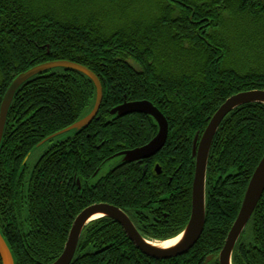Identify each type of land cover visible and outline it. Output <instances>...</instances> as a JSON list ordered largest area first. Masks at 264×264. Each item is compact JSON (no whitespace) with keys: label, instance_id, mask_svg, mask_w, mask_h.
<instances>
[{"label":"trees","instance_id":"1","mask_svg":"<svg viewBox=\"0 0 264 264\" xmlns=\"http://www.w3.org/2000/svg\"><path fill=\"white\" fill-rule=\"evenodd\" d=\"M56 61L91 71L103 100L87 129L57 141L29 171L24 161L38 145L91 111L95 88L77 72L56 69L14 97L0 154V232L15 264H52L82 210L100 203L123 208L134 200L125 182L132 170L116 155L145 144L157 125L142 114L110 116L125 102L147 101L167 120L163 156L176 154L173 163L182 167L176 180L187 220L195 136L227 99L264 90V0H0V105L18 75ZM263 155L264 106L226 116L208 158L203 234L186 256L156 264H204L210 255V264H218L226 236L216 229L228 233ZM111 161L109 174L95 177ZM248 225L250 237L236 244L232 264H264V193ZM90 230L79 249L97 242L87 237ZM118 262L76 252L71 264Z\"/></svg>","mask_w":264,"mask_h":264},{"label":"water","instance_id":"2","mask_svg":"<svg viewBox=\"0 0 264 264\" xmlns=\"http://www.w3.org/2000/svg\"><path fill=\"white\" fill-rule=\"evenodd\" d=\"M56 69L74 71L90 80L95 88V102L91 111L84 117L66 129L52 135L40 145L47 141L50 142L62 135H66L65 138L76 135L87 129L97 118L103 100V92L100 81L91 71L79 64L69 61L48 62L35 66L18 75L9 85L3 96L0 105V154L7 117L14 97L24 85L28 84L34 78ZM255 104L264 106V90L241 92L230 97L212 116L202 135L199 136V134H197L195 136L192 144V158L195 161V170L191 187V214L184 231L181 233L174 245L164 248L145 242L142 238H140L128 217L121 210L107 204H96L86 208L76 217L70 229L63 252L52 264H71L83 229L91 221L102 217L111 219L118 223L123 228L124 232L134 246L144 255L152 259L170 260L186 254L197 243L204 228L206 216V172L214 136L217 133L222 121L231 112L240 107ZM109 114L110 116L117 118H122L132 114L146 115L151 117L158 127V132L155 138H153L146 146L117 154L116 157H121V164L126 165L132 162L148 159L163 148L168 135V123L160 111L151 103L147 101L125 102L122 105L113 108ZM26 160L27 158L24 163H26ZM98 172L99 171L96 172L95 176ZM263 193L264 155L256 166L248 182L237 217L232 224L223 248L219 253V264H232V256L238 238L252 218ZM0 260L1 264H15L12 252L1 232ZM208 260H210V258H208Z\"/></svg>","mask_w":264,"mask_h":264},{"label":"flooded vegetation","instance_id":"3","mask_svg":"<svg viewBox=\"0 0 264 264\" xmlns=\"http://www.w3.org/2000/svg\"><path fill=\"white\" fill-rule=\"evenodd\" d=\"M157 132H158V127H157ZM157 132L153 135V137L151 136L145 142V144H141L136 148H141L143 146H146L153 138H155ZM168 134H169V126H168ZM167 139H168V135H167ZM167 139L163 148L154 156L148 159H144L142 161L132 162L126 165V167L124 168L126 171L132 170V172L126 173V180H125V182H127L130 185L131 188L130 194H133L134 196V200L132 202L130 203L126 202L127 204H125L123 208L112 205L110 203H100V204H107L121 210L128 217V219L130 220L131 224L133 225L134 229L136 230L140 238H142L145 242L151 245L161 244L179 238L181 233L184 231L191 214V201H190L188 218L186 221L182 220V216L185 214V211L183 212V214L180 211L181 204L179 202L178 196L184 190L179 184L180 181L176 180L180 177L182 167L181 165H177V164L175 165V163H173L174 161H176V157H177L176 154L169 155L166 159L163 156V151L167 144ZM176 143L173 144L174 151H178V146L175 145ZM170 144L171 143H168V147ZM136 148L129 150H134ZM191 157H192V149H191ZM114 164L111 166L109 172L113 168ZM109 172L107 174H109ZM98 175L99 172L95 177H97ZM105 176H102V178ZM114 179L115 178L112 179V182L114 181ZM95 180L94 182H91V184H95L96 182L99 181V180L96 181ZM84 186H85L84 183H80V181L76 182V188L79 192H83ZM206 199H207V191H206ZM206 217H207V210H206L204 227L206 225ZM89 230L90 232L87 237H93V239H96L97 242L95 243L94 246L88 244L89 247H86L82 250L79 249L77 246L76 252H78V255H81L83 257L95 258L100 261H107V260L109 261V259L112 260L117 258L119 264H121V262L124 261L125 263L128 264H156V262L160 261L157 259H152L144 255L140 250H138L131 242V240L128 238L123 228L118 223L114 222L111 219L102 217L91 221L83 229L80 239L83 236V234L86 235ZM244 230L242 231L236 244H238L240 241L242 242L244 241L242 238ZM216 233L218 235L223 234L226 236V238L228 235V233H224L223 230L220 229V227L216 229ZM202 234L203 231L200 237L202 236ZM85 242H87V240ZM124 245H132V248H130L129 251L119 250L122 249ZM193 248H191L190 250H192ZM189 251L186 254L182 256H178L174 259L186 256L189 253ZM208 258H210V260H208ZM212 261H213V256L210 255L205 259L204 264H210Z\"/></svg>","mask_w":264,"mask_h":264},{"label":"rangeland","instance_id":"4","mask_svg":"<svg viewBox=\"0 0 264 264\" xmlns=\"http://www.w3.org/2000/svg\"><path fill=\"white\" fill-rule=\"evenodd\" d=\"M66 137V135H62V136H59L58 138H55V139H53L52 141H50V142H45V143H43L42 145H40V146H37L29 155H28V157H27V160H26V162H27V167H28V170L30 171L33 167H34V165H35V163L38 161V159L49 149V148H51L52 146H53V144H55L57 141H59V140H62V139H64ZM115 163V161H111V162H109L108 164H106L101 170H100V172H99V175H98V177L97 178H100V177H102V176H105L108 172H109V170H110V168H111V166L113 165ZM249 237H250V225H248V226H246V228H245V230H244V233H243V235H242V238H243V240L245 241V242H247L248 241V239H249ZM169 243H171V241H168V242H164V243H161V244H154V245H167V244H169Z\"/></svg>","mask_w":264,"mask_h":264},{"label":"bare ground","instance_id":"5","mask_svg":"<svg viewBox=\"0 0 264 264\" xmlns=\"http://www.w3.org/2000/svg\"><path fill=\"white\" fill-rule=\"evenodd\" d=\"M178 239V238H177ZM177 239H174V240H171V243L167 244V245H156V246H159V247H164V248H167V247H171L172 245H174L177 241ZM168 242V241H167Z\"/></svg>","mask_w":264,"mask_h":264}]
</instances>
